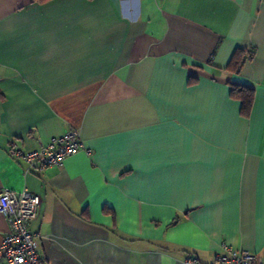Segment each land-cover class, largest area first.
<instances>
[{
  "label": "crops",
  "instance_id": "crops-1",
  "mask_svg": "<svg viewBox=\"0 0 264 264\" xmlns=\"http://www.w3.org/2000/svg\"><path fill=\"white\" fill-rule=\"evenodd\" d=\"M71 129L60 166L13 156ZM2 188L40 197L44 264L264 257V0H0Z\"/></svg>",
  "mask_w": 264,
  "mask_h": 264
},
{
  "label": "built area",
  "instance_id": "built-area-1",
  "mask_svg": "<svg viewBox=\"0 0 264 264\" xmlns=\"http://www.w3.org/2000/svg\"><path fill=\"white\" fill-rule=\"evenodd\" d=\"M81 145L78 131L71 129L36 149L22 150L14 145L13 156L24 163L26 172L41 171L60 166ZM39 205L40 197L37 194L0 189V213L8 223V231L0 243L1 264H44L37 252L38 235L29 228L30 221L37 216ZM183 264H264V257L223 244L222 251L214 261L200 262L193 256H186Z\"/></svg>",
  "mask_w": 264,
  "mask_h": 264
},
{
  "label": "trees",
  "instance_id": "trees-1",
  "mask_svg": "<svg viewBox=\"0 0 264 264\" xmlns=\"http://www.w3.org/2000/svg\"><path fill=\"white\" fill-rule=\"evenodd\" d=\"M251 53H241L238 50L234 53L232 56V59L229 63L228 68L229 69H235L240 67V63L244 58H250ZM230 95L232 97L237 98L240 103V113L242 116H247L250 110V106L252 103V88L245 86V85H239V84H230Z\"/></svg>",
  "mask_w": 264,
  "mask_h": 264
}]
</instances>
